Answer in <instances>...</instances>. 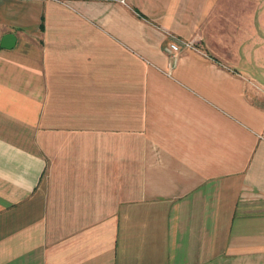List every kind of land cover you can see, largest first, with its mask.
<instances>
[{"label":"crops","instance_id":"1","mask_svg":"<svg viewBox=\"0 0 264 264\" xmlns=\"http://www.w3.org/2000/svg\"><path fill=\"white\" fill-rule=\"evenodd\" d=\"M8 32L0 264H264V0H0Z\"/></svg>","mask_w":264,"mask_h":264},{"label":"built area","instance_id":"2","mask_svg":"<svg viewBox=\"0 0 264 264\" xmlns=\"http://www.w3.org/2000/svg\"><path fill=\"white\" fill-rule=\"evenodd\" d=\"M194 42V39H185L176 35H172V39L168 44V54L170 58L175 60L181 47H191L198 49Z\"/></svg>","mask_w":264,"mask_h":264},{"label":"water","instance_id":"3","mask_svg":"<svg viewBox=\"0 0 264 264\" xmlns=\"http://www.w3.org/2000/svg\"><path fill=\"white\" fill-rule=\"evenodd\" d=\"M15 36L13 33L8 32L2 36V39L0 41L1 46L10 47L14 44Z\"/></svg>","mask_w":264,"mask_h":264}]
</instances>
